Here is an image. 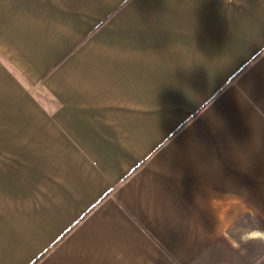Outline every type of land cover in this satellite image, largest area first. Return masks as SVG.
I'll list each match as a JSON object with an SVG mask.
<instances>
[{
	"label": "crops",
	"instance_id": "crops-1",
	"mask_svg": "<svg viewBox=\"0 0 264 264\" xmlns=\"http://www.w3.org/2000/svg\"><path fill=\"white\" fill-rule=\"evenodd\" d=\"M0 54L47 163L0 264H264V0H0Z\"/></svg>",
	"mask_w": 264,
	"mask_h": 264
},
{
	"label": "rangeland",
	"instance_id": "rangeland-1",
	"mask_svg": "<svg viewBox=\"0 0 264 264\" xmlns=\"http://www.w3.org/2000/svg\"><path fill=\"white\" fill-rule=\"evenodd\" d=\"M7 63L8 60L0 54V197L5 192L4 187H8V192H13L17 184L30 188L35 178L33 171H37L38 179V171L42 169L39 167L44 169L47 166V163L32 161V153L38 147L31 143L30 131L22 130L25 115L16 113L18 103L30 102V98L21 99L18 93L21 89L31 91L32 84L23 86L20 81V85L17 70ZM259 226L264 227V223L260 222ZM248 245L252 250L264 252V242L262 247L257 242H249Z\"/></svg>",
	"mask_w": 264,
	"mask_h": 264
}]
</instances>
